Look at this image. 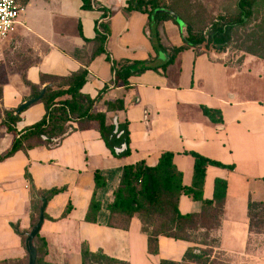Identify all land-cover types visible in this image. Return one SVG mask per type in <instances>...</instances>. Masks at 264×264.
Masks as SVG:
<instances>
[{
  "label": "crops",
  "instance_id": "0c3cea01",
  "mask_svg": "<svg viewBox=\"0 0 264 264\" xmlns=\"http://www.w3.org/2000/svg\"><path fill=\"white\" fill-rule=\"evenodd\" d=\"M128 1L93 0L95 7L112 13L106 52L98 54L96 28L102 11L83 9L82 0H19L23 9L19 22L6 39L0 40L3 109H18L29 99L32 90L27 82L43 88L49 85L43 82V77H69L85 70L86 84L81 90L84 96L95 99L102 89L111 87L103 101L95 105V111L105 113L108 124H112L114 117L119 124L128 122L131 155L114 157L98 124L84 122L82 127L72 124L71 131L56 147L38 146L0 162V263L22 261L28 256L23 240L32 229L27 170L38 190L66 189L48 201L40 232L48 247L46 261L51 264H60L51 260L54 252L56 257L68 256L67 244L72 242L79 253L78 264H82L84 243L92 252L102 250L128 264L181 262L187 250L195 245L160 237L159 254L151 255L148 237L137 217L132 219L128 230L85 221L97 171L121 170L142 162L155 167L165 152L174 153V164L183 174L186 187L192 185L194 175V159L186 153L194 152L232 166L233 170L224 168L228 171L226 176L219 171L220 167L209 166L206 171L204 200L213 199L217 179L228 183L220 226L211 237L235 243L249 241L250 237L264 240V233L251 232L249 219L250 203L264 202V187H257L264 184V174H260L264 169V103L257 99L263 97L264 85L261 75H255L251 68L264 67L259 63L262 60L247 56L241 66H236L225 54L187 48L178 54L174 64L162 71L160 67L164 64L157 61L158 51L147 36L149 17L127 14ZM167 22H161L159 27L165 29ZM169 29L176 32L174 25ZM161 41L168 50L185 45L181 38L178 42L169 38ZM123 61H151L150 66L159 71L147 70L131 77L129 88H113V63ZM247 84L252 85L249 96L242 95ZM122 98L125 111L109 113L106 102ZM202 107L220 112L222 122H212ZM45 114L42 102L32 105L21 114L18 130L38 123ZM14 137L0 127V141L5 142L7 149ZM179 158H184L183 167L177 163ZM184 198L198 204L199 209L192 212L187 206L183 212ZM69 206L71 211L63 218ZM179 210L183 215L199 214L203 204L183 194ZM136 222L139 225L134 231ZM13 225L19 227L21 235ZM103 238L104 242H97ZM116 242L121 244L117 246ZM161 250L164 252L160 255Z\"/></svg>",
  "mask_w": 264,
  "mask_h": 264
},
{
  "label": "trees",
  "instance_id": "16d2710c",
  "mask_svg": "<svg viewBox=\"0 0 264 264\" xmlns=\"http://www.w3.org/2000/svg\"><path fill=\"white\" fill-rule=\"evenodd\" d=\"M82 1L83 9H97L103 12V17L97 23L96 28L97 42L100 44L97 53H105V46L110 34L109 26L112 13L105 8L95 7L93 0ZM262 5H264V0H238L235 13L217 16L205 30L198 32H194L192 26L176 10L175 5H162L159 0H129L125 12L127 14L141 13L148 15L149 28L152 24L158 27L161 22L168 20L177 24L166 14H156L159 9H168L177 13L187 24L185 45L171 49L169 61L160 67L162 71H165L168 66L175 63L178 54L187 48L204 49L209 53H224L226 48L233 42L237 31L247 29L251 24H254L258 30L254 31L249 37L258 47H262L264 44L261 37V35L264 36ZM156 35L158 37L155 39L154 46L158 53H165L167 49L161 45L158 33ZM150 63L151 61L114 62L112 87L129 88L131 77L141 75L147 70L158 72L159 68L153 69ZM86 78L87 71L85 70L69 77H43V82L49 83L46 93L40 101L45 105L46 114L41 121L21 131L17 128V125L21 122V114H17L18 109H1L0 127H5L7 132L14 134L15 137L8 151L0 156V162L13 157L20 151L27 152L38 146L56 147L60 143L54 142V140L60 139L62 141L71 131L72 124H81L82 127L84 122H96L98 124L102 139L114 157L130 156L128 122L119 124L118 134L121 133L122 135L118 138V134L114 133L115 126L108 124L106 114L95 111V105L103 101L111 87L106 86L95 99H91L81 93L86 84ZM26 84L32 90L29 99L41 95V87L28 82ZM106 107L109 113H119L126 109L123 98L106 102ZM202 110L204 115L212 122H222L220 112L206 107H202ZM123 144L127 146L126 150L119 154L116 153V149ZM186 154L194 159L193 183L190 187L183 185V174L175 166L174 153L171 152L163 153L155 167H148L142 162L137 165L126 166L121 170L97 171L95 173V191L85 221L90 224L128 230L132 219L137 217L141 222L143 234L148 237V249L151 255L159 254L160 237L185 241L195 245L187 250L181 262L163 260L161 264H217L213 253L215 248H218L219 241L211 237V234L220 226L228 183L223 179H217L213 199L204 200L205 177L209 166L230 170H233V167L223 165L194 152ZM26 179L30 184L31 191L30 216L33 229L39 219L41 199L46 198L47 201H50L66 189L38 190L34 186L28 170L26 171ZM116 180L118 181V188L113 193L114 200L105 202V198L110 191V184ZM183 194L195 201L202 202V212L183 215L179 210V200ZM260 208H264V202L250 203V229L254 233H264V230H261L264 221L257 213ZM70 211L71 206L65 211L63 218H66ZM118 220L122 221L121 225L116 224L115 221ZM15 230L21 235L16 226ZM24 240L26 241L25 237ZM38 242L42 243L43 257H41ZM215 244L216 246H214ZM35 246L38 251L36 264H48L44 259L48 255L45 239L38 235L35 239ZM81 256L82 264H128L109 257L102 250L92 252L85 243L82 245ZM15 262L22 261H5L0 264Z\"/></svg>",
  "mask_w": 264,
  "mask_h": 264
},
{
  "label": "rangeland",
  "instance_id": "374dc122",
  "mask_svg": "<svg viewBox=\"0 0 264 264\" xmlns=\"http://www.w3.org/2000/svg\"><path fill=\"white\" fill-rule=\"evenodd\" d=\"M159 1L162 5H169V6L175 5L176 10H178V12H180V14L183 15L184 19L192 26L194 32H198V31L205 30L206 27L217 16L226 14V13H235L236 4L238 0H159ZM261 12L264 13V5H262ZM167 23L168 24L164 26L165 29L160 28L159 26L156 27L155 24H152L151 27L149 28V33L147 34V36L149 37V40L151 41V44L153 46L155 44V39H157L158 37L156 35L157 33L159 35L161 45H163L161 38H165V40L169 38L170 40H173L174 42L176 41L178 42V39L181 38L183 43H185V40L187 37L186 24L184 22H181L180 24L178 23L175 24L174 22L169 21V20ZM171 25H174L176 27V32L171 33L169 29V26ZM257 30L258 29H256L255 25L251 24L247 29H242V30L237 31V33L234 36L233 42L226 48L225 52L222 53V54H225L226 58L231 64H235L236 66H241L244 63L247 56H254L257 59L262 60L259 63H261V65H264V59H263L264 58V44L262 45V47H258L255 44V42H253V40H251V38L249 37L253 34L254 31H257ZM261 37L263 38V41H264V36L261 35ZM202 51H204L205 53H209V52H206L204 49H202ZM170 53H171V49L169 50L167 49L165 53L164 52L158 53L159 58L157 61L163 64L167 63L170 58ZM254 66L255 65L251 66L252 72L255 73V75H261L263 85H264V67H259L258 65L255 67ZM251 90H252V85L247 84L246 89L244 90L242 95L246 94L247 96H249L251 93ZM262 96L263 97H257V99L261 100V102L264 103V93ZM241 98H244L246 100H256L255 97H241ZM1 109H3V107H2V89H1V84H0V110ZM7 151L8 149L6 148L5 142L0 141V155H4ZM182 159L184 158H179L177 160V163L180 167H183ZM218 169H220L219 171L223 173L224 176L227 175L225 172L227 170H224V168L223 169L218 168ZM212 173L210 177L212 176ZM260 174H264V169L260 171ZM29 187H30V184H29ZM251 187H254V184L253 185L251 184ZM257 187H264V184L261 183ZM117 188H118V181L116 180L110 184V191L105 198V202H112L114 200L113 193ZM187 206L189 207V210H191L192 212L197 211L199 209L198 204L188 200L187 198H184L182 206H181V209L183 210V212H186L185 210H187ZM257 213H258V216L264 221V208H260L257 211ZM136 219L137 221L139 220L138 218ZM115 222L116 224H119V225L122 224V221L120 220L115 221ZM138 225H139L138 222H136V225L133 227L134 231L138 229ZM13 226L15 228V225ZM261 230H264V225L262 226ZM132 238L135 239V236L133 233H132ZM96 239H98L97 236H96ZM23 240H24V237H23ZM103 240L104 238L101 240H98L97 242L98 243L104 242ZM24 243L26 244L25 240H24ZM74 243L75 242H72V244L71 243L67 244L68 245V252H67L68 256L65 255L62 257L60 256L56 257L55 252H54L52 254L51 260L55 262H59L60 264H78L80 261V258H79V253H77V251H75L72 246ZM120 244H121L120 242L115 243V245L117 246ZM38 246L40 247L41 257H43L42 243L38 242ZM214 246H216V244ZM163 252L164 250L163 251L161 250L160 255ZM213 256L215 257L217 264H264V240H257V239L255 240V238L250 237L249 241L247 240L246 242H243V243L237 240L235 243L233 241H230V239L226 241H221L219 242L218 248L217 247L215 248ZM46 258L47 256H45L44 258L45 261H46ZM28 261H29V257L27 256V259L22 260V262H15V263H8V264H28ZM46 262L48 264H51L48 261ZM2 264H6V263H2Z\"/></svg>",
  "mask_w": 264,
  "mask_h": 264
},
{
  "label": "water",
  "instance_id": "95a60500",
  "mask_svg": "<svg viewBox=\"0 0 264 264\" xmlns=\"http://www.w3.org/2000/svg\"><path fill=\"white\" fill-rule=\"evenodd\" d=\"M156 14H166L169 17H171L176 23L180 24L181 22H184L177 13L168 10V9H159L156 11ZM185 23V22H184ZM186 24V23H185ZM187 26V24H186ZM46 89L47 86H44L42 88V93L39 97L34 98V99H28L26 101H24L20 107L17 110V114H22L23 112H25L29 107H31L32 105L40 102L43 98V96L46 93ZM112 124L115 126V134L119 133V120L117 117H114L112 119ZM121 133L118 134V138L121 137ZM46 139V138H44ZM54 142H58L60 143L61 140H54ZM127 148V146L125 144H123L121 147L116 149V153H122L123 151H125ZM42 205L40 207V215H39V219L38 222L36 223V225L33 227V229L27 234V238H26V249H27V253L29 256V263L28 264H36L37 263V259H38V251L37 248L35 246V239L37 238L38 235H40V232L42 230L44 221H45V210L48 204V201L46 198H42Z\"/></svg>",
  "mask_w": 264,
  "mask_h": 264
},
{
  "label": "built area",
  "instance_id": "2783aa9c",
  "mask_svg": "<svg viewBox=\"0 0 264 264\" xmlns=\"http://www.w3.org/2000/svg\"><path fill=\"white\" fill-rule=\"evenodd\" d=\"M22 11L19 0H0V40L6 39L14 31Z\"/></svg>",
  "mask_w": 264,
  "mask_h": 264
}]
</instances>
